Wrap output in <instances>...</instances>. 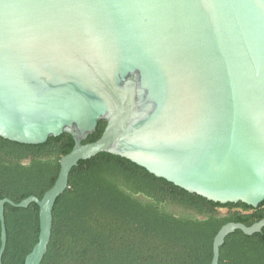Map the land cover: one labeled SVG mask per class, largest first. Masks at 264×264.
Masks as SVG:
<instances>
[{
	"label": "water",
	"instance_id": "95a60500",
	"mask_svg": "<svg viewBox=\"0 0 264 264\" xmlns=\"http://www.w3.org/2000/svg\"><path fill=\"white\" fill-rule=\"evenodd\" d=\"M105 126L100 137L82 144ZM68 134L71 151L38 207L37 242L24 264H41L52 211L78 162L124 158L208 201H264V0H0V138L40 145ZM212 241L210 264L235 231Z\"/></svg>",
	"mask_w": 264,
	"mask_h": 264
},
{
	"label": "trees",
	"instance_id": "16d2710c",
	"mask_svg": "<svg viewBox=\"0 0 264 264\" xmlns=\"http://www.w3.org/2000/svg\"><path fill=\"white\" fill-rule=\"evenodd\" d=\"M104 126L98 122L82 144L96 141ZM73 145L68 134L40 145L0 138V200L41 199ZM52 218L41 264H210L219 229L229 222L251 226L263 220L264 201L256 208L211 202L124 158L100 153L72 168ZM4 221L2 264H24L37 242L38 207L6 204ZM218 264H264V228L252 236L238 230L228 235Z\"/></svg>",
	"mask_w": 264,
	"mask_h": 264
}]
</instances>
